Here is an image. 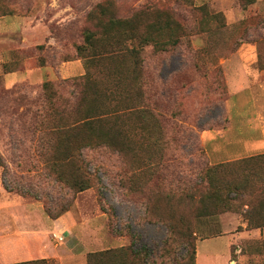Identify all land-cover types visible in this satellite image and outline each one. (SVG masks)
Wrapping results in <instances>:
<instances>
[{
	"label": "rangeland",
	"instance_id": "374dc122",
	"mask_svg": "<svg viewBox=\"0 0 264 264\" xmlns=\"http://www.w3.org/2000/svg\"><path fill=\"white\" fill-rule=\"evenodd\" d=\"M100 3L116 17L168 10L186 34L168 50L143 52L146 94L164 138L157 145L133 120L129 147L142 157L161 150L160 165L146 160L156 175L138 186L134 154L84 148L94 181L77 192L48 167L50 108H69L79 91L73 81L98 69L77 46L95 28L90 14ZM203 4L218 20L200 21ZM45 81L53 82L52 102ZM263 139L264 0L246 8L239 0H0V264H87L91 251L128 245L131 232L153 252L151 264H176L187 247L179 231L171 236L147 214L149 204L175 222L182 216L178 229L196 231L200 264H264V228H245L238 211L196 217V203L181 198L204 191L197 189L204 166L264 152Z\"/></svg>",
	"mask_w": 264,
	"mask_h": 264
},
{
	"label": "trees",
	"instance_id": "16d2710c",
	"mask_svg": "<svg viewBox=\"0 0 264 264\" xmlns=\"http://www.w3.org/2000/svg\"><path fill=\"white\" fill-rule=\"evenodd\" d=\"M246 8L256 0H239ZM200 21L210 24L220 17L211 13L205 4L199 6ZM222 16V14H221ZM94 29L87 28L83 43L77 52L86 59V64L97 67L96 72L87 71L75 79L79 89L77 100L69 108L60 109L52 102L55 92L52 81H45L44 88L50 108V132L46 150L52 154L50 171L58 180L77 192L93 186L92 176L86 161L80 157L82 149L107 146L124 156H132L138 162L135 184L140 186L144 175H156L158 167L148 168L146 160L160 165L161 150H154L142 157L129 147L131 124L141 134L152 135L154 143L163 142V126L160 115L150 107L146 94L144 49L152 46L155 51H165L177 46L186 27L168 10L141 8L128 17H116L108 3H100L90 14ZM7 66V65H6ZM100 67V68H99ZM48 146V147H47ZM158 149V148H157ZM201 182L197 189L204 191L182 194L197 205L196 217L216 215L220 212H241L250 229L264 228V152L235 160L218 162L203 167ZM137 186V187H138ZM158 208L157 204H154ZM148 205L147 214L162 223L171 236L180 233V241L187 247V255L176 264H196V231L178 229L182 216L164 217ZM59 216V215H58ZM56 216V217H58ZM128 245L91 251L87 264H151L152 251L138 247L136 234ZM4 264H51L47 258H36Z\"/></svg>",
	"mask_w": 264,
	"mask_h": 264
},
{
	"label": "crops",
	"instance_id": "0c3cea01",
	"mask_svg": "<svg viewBox=\"0 0 264 264\" xmlns=\"http://www.w3.org/2000/svg\"><path fill=\"white\" fill-rule=\"evenodd\" d=\"M239 84H242V82L241 81H239L238 83H237V85H239ZM236 85V84H235ZM261 142L264 144V139L263 140H261ZM264 146V145H263ZM66 223H67V225H71V222H70V220L69 219H67L66 220ZM242 224L244 225V227L246 228V221L245 222H242ZM220 237V236H219ZM28 252H22V253H19V252H16V253H14L13 255L14 256H18V255H23V254H27ZM229 253H230V245H229ZM199 259H200V254H199V251H198V248H197V258H196V264H200V261H199ZM209 264H215L214 262H209Z\"/></svg>",
	"mask_w": 264,
	"mask_h": 264
}]
</instances>
